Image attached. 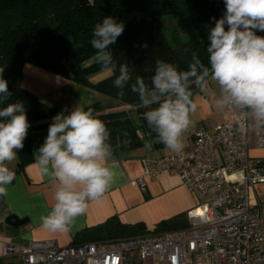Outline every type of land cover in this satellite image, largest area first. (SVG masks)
Wrapping results in <instances>:
<instances>
[{
	"label": "clouds",
	"instance_id": "clouds-1",
	"mask_svg": "<svg viewBox=\"0 0 264 264\" xmlns=\"http://www.w3.org/2000/svg\"><path fill=\"white\" fill-rule=\"evenodd\" d=\"M225 11L208 29V65L193 52L187 70L172 63L155 61L150 83L137 75L133 81L128 62L118 63L109 51L123 34L125 25L112 16L97 23L91 46L102 70L115 76L113 86L124 96V89L137 95L139 107L155 143L180 154L184 134L193 124L197 111L194 91L210 96L214 109L230 112L242 130L249 126L264 128V0H224ZM146 47V45H145ZM144 71H152L149 66ZM0 68V197L16 178L7 164L24 148L30 122L24 104L12 96ZM57 79H60L59 77ZM215 82L218 95L210 91ZM131 82V83H130ZM110 132L93 110L76 106L52 117L44 142L33 152V161L41 173L55 184L53 203L40 216L44 230L67 234L77 228L88 204L100 200L115 181ZM145 147L152 149V143Z\"/></svg>",
	"mask_w": 264,
	"mask_h": 264
},
{
	"label": "trees",
	"instance_id": "trees-1",
	"mask_svg": "<svg viewBox=\"0 0 264 264\" xmlns=\"http://www.w3.org/2000/svg\"><path fill=\"white\" fill-rule=\"evenodd\" d=\"M224 11V0H0V68L12 93L7 102L21 101L31 125L24 148L17 153L16 171L34 163L33 152L44 142L52 117L58 114L56 107L22 87L26 63L119 103L117 107L93 103L84 108L93 110L107 126L113 153L150 142L154 147H164L155 143V133L144 119L146 109L139 107L137 95L126 87L124 96H119L120 90L113 86L118 72L107 74L97 63L90 43L93 29L106 16L123 22L124 32L109 51L118 63L128 62L133 81L139 75L150 83L157 59L187 70L195 52L207 66L208 29L214 27L213 18L219 19ZM167 14L173 16L181 37L176 33L169 40L163 32L160 24ZM257 34L264 36V32ZM149 66L152 71H144ZM103 72L100 79L91 80ZM163 230H167L164 222L153 229ZM146 232L150 230L143 223L126 224L112 216L76 233L72 242L116 241Z\"/></svg>",
	"mask_w": 264,
	"mask_h": 264
},
{
	"label": "built area",
	"instance_id": "built-area-1",
	"mask_svg": "<svg viewBox=\"0 0 264 264\" xmlns=\"http://www.w3.org/2000/svg\"><path fill=\"white\" fill-rule=\"evenodd\" d=\"M192 144L144 160L145 179L162 172L180 177L197 199L186 226L116 241L60 246L55 239L30 240L1 254L20 253L19 264H264V199L256 187L264 183V162L249 153L264 147V128L242 130L230 117L213 130L198 127Z\"/></svg>",
	"mask_w": 264,
	"mask_h": 264
},
{
	"label": "crops",
	"instance_id": "crops-1",
	"mask_svg": "<svg viewBox=\"0 0 264 264\" xmlns=\"http://www.w3.org/2000/svg\"><path fill=\"white\" fill-rule=\"evenodd\" d=\"M105 73L109 74L106 71ZM58 77L60 79H57ZM212 84L215 82L210 81V91L215 92L212 91ZM21 85L35 94L41 102L56 107L58 113L64 111L68 114L76 106L84 109L93 103L103 105L109 99L95 90L68 81L30 63L23 67ZM194 94H198L197 97L195 95L193 97L197 108H203L204 111L205 104L212 102L210 96L199 91ZM230 114L223 112L214 120L210 129L213 130L217 124L228 119ZM197 128L192 127L184 134L185 147L192 144L193 132ZM145 145L113 153L116 173L113 185L100 200L88 204L86 214L77 221L78 227L67 234L53 233L40 226V216L47 214L54 202V182L44 176L35 163L27 164L18 172L16 159L7 164L15 171L16 178L6 186L7 195L3 196L4 202L0 205V264H19L22 260L18 252L2 256L3 244L10 243L18 247L30 240L55 239L60 246L72 245L76 233L98 225L112 216H117L126 224L143 223L150 231L160 222H164L167 229L186 226L189 222L187 212L195 205L197 199L182 184L179 176L162 172L158 178H146L143 188L136 182L143 175L145 159L170 152L165 146H152L149 150ZM249 153L264 162V147L251 145ZM256 196L264 199V183L257 185ZM9 214L27 221L18 227L13 226L6 222ZM130 262L142 264L137 258L130 259Z\"/></svg>",
	"mask_w": 264,
	"mask_h": 264
},
{
	"label": "rangeland",
	"instance_id": "rangeland-1",
	"mask_svg": "<svg viewBox=\"0 0 264 264\" xmlns=\"http://www.w3.org/2000/svg\"><path fill=\"white\" fill-rule=\"evenodd\" d=\"M160 25H161V28L163 29V32L165 33V35L168 37L169 40H172L173 35L176 33L179 37H181L180 36L181 33L179 32L177 25L175 23V20L171 14L165 15ZM89 62L91 61H88V63ZM103 74L104 72L102 74L95 75L91 78V80L96 81L100 79ZM211 88H213L212 91H215L216 93H218L219 90L215 84H212ZM197 95L198 94H196L195 96L197 97ZM103 105L117 107L119 103L116 100L108 99V101H105ZM204 108H205L204 111H203V108L202 109L197 108V111L192 115L193 124L190 126L189 129H191L192 127L194 128L202 127V128H206L207 130L211 131L210 126L212 125L214 120H216L219 115H222V112L217 111L216 109L212 107V102L210 101L208 102V104H205Z\"/></svg>",
	"mask_w": 264,
	"mask_h": 264
},
{
	"label": "water",
	"instance_id": "water-1",
	"mask_svg": "<svg viewBox=\"0 0 264 264\" xmlns=\"http://www.w3.org/2000/svg\"><path fill=\"white\" fill-rule=\"evenodd\" d=\"M4 202V197H0V205H2ZM27 221V219L24 218H19L18 216L14 215V214H9L6 217V222L13 225V226H20L22 224H24Z\"/></svg>",
	"mask_w": 264,
	"mask_h": 264
}]
</instances>
